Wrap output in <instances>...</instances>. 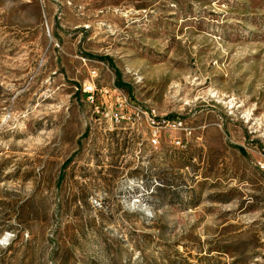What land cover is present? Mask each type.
<instances>
[{
  "label": "rangeland",
  "instance_id": "rangeland-1",
  "mask_svg": "<svg viewBox=\"0 0 264 264\" xmlns=\"http://www.w3.org/2000/svg\"><path fill=\"white\" fill-rule=\"evenodd\" d=\"M0 264H264V0H0Z\"/></svg>",
  "mask_w": 264,
  "mask_h": 264
},
{
  "label": "built area",
  "instance_id": "built-area-1",
  "mask_svg": "<svg viewBox=\"0 0 264 264\" xmlns=\"http://www.w3.org/2000/svg\"><path fill=\"white\" fill-rule=\"evenodd\" d=\"M96 77H97L96 70H92L89 73L90 81H86L80 88L82 96H84L86 98V100L90 103H93V101H94L95 89H94L93 79H95ZM150 122L152 125L155 124V121L153 119L152 120L150 119ZM164 126L165 127L172 126L174 128H177V127L181 126V124L179 122H175V121L172 123H169V121H167V120L158 121L156 123V126L154 127V131L151 134V137L149 140L151 146L154 147L158 144L159 130Z\"/></svg>",
  "mask_w": 264,
  "mask_h": 264
},
{
  "label": "trees",
  "instance_id": "trees-1",
  "mask_svg": "<svg viewBox=\"0 0 264 264\" xmlns=\"http://www.w3.org/2000/svg\"><path fill=\"white\" fill-rule=\"evenodd\" d=\"M100 60L101 61H104V59L103 58H100ZM115 87L116 88H119V89H122V88H125L126 86H124L120 81H119V74H118V72H115ZM238 151L240 152V153H242V154H244V151L241 149V148H238Z\"/></svg>",
  "mask_w": 264,
  "mask_h": 264
}]
</instances>
